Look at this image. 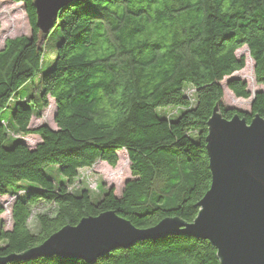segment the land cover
Segmentation results:
<instances>
[{
	"label": "trees",
	"instance_id": "1",
	"mask_svg": "<svg viewBox=\"0 0 264 264\" xmlns=\"http://www.w3.org/2000/svg\"><path fill=\"white\" fill-rule=\"evenodd\" d=\"M12 2L24 5L31 34L0 47V196L15 197L12 229L0 222V257H17L64 226L106 211L140 229L167 218L193 222L212 181L206 138L216 106L226 119L264 118V92L254 96L251 112L241 113L224 105L222 86L245 68L236 52L246 46L264 88V0H74L59 11L56 57L45 72L48 37L41 44L34 0ZM36 79L40 107L21 94ZM227 86L236 98L252 96L239 78ZM188 87L195 89L193 97L186 95ZM48 97L56 104V128L31 129L32 118L49 107ZM167 108L176 114L169 116ZM16 135H37L40 142L30 148ZM121 150L133 179L120 198L114 188L97 201L88 189H71L80 170L98 161L117 166ZM40 204L48 211L34 215ZM4 211L0 205V216ZM7 264L89 263L50 256ZM94 264L220 259L208 240L167 235L113 250Z\"/></svg>",
	"mask_w": 264,
	"mask_h": 264
},
{
	"label": "water",
	"instance_id": "2",
	"mask_svg": "<svg viewBox=\"0 0 264 264\" xmlns=\"http://www.w3.org/2000/svg\"><path fill=\"white\" fill-rule=\"evenodd\" d=\"M73 1L34 0L36 24L43 34L41 44L55 27L59 11ZM208 131L206 150L212 181L197 204L199 213L193 222L167 218L140 229L115 211H106L64 226L17 257H0V264L12 258L30 261L50 256L94 264L113 250L167 235L210 241L220 264H264V118L255 115L248 123L236 114L226 119L216 106Z\"/></svg>",
	"mask_w": 264,
	"mask_h": 264
},
{
	"label": "rangeland",
	"instance_id": "3",
	"mask_svg": "<svg viewBox=\"0 0 264 264\" xmlns=\"http://www.w3.org/2000/svg\"><path fill=\"white\" fill-rule=\"evenodd\" d=\"M0 47L4 46L6 39L16 38L19 36H29L31 34V25L29 23L28 16L25 11V7L22 3H14L12 0H0ZM60 37V26L57 24L49 34L44 45L45 64L43 66V72L52 68L56 57V47ZM236 55L238 58L244 57L246 66L243 70L234 73L231 77H227L222 81L224 89L223 103L226 107L237 108L244 112H251V102L253 100V93L258 91H264L263 86L256 82V76L254 72L255 62L251 58L249 49L244 46L240 48ZM53 58V59H52ZM231 78H239L247 82L248 90L252 93L249 99L236 98L231 90L227 86V82ZM39 80L36 79L32 83L30 90L21 94H27L33 100L31 105L40 107L41 92ZM195 89L188 87L186 95L189 97L194 96ZM49 98V107L43 111L40 116H34L31 121L30 128L34 129L41 125H47L53 129L56 128L54 121V115L56 113V104L54 99ZM238 99V100H237ZM169 116L176 114V110L173 108L166 109ZM12 108L7 109L3 113V117L7 120H11ZM16 138H20L30 148H34L37 143L40 142V137L37 135L21 136L16 135ZM119 161L117 166L111 167L106 162L98 161L93 167L80 170L77 183L71 189L79 191L81 189H88L92 198L97 201L105 193V191L114 188L116 197H121L124 191L126 182L133 179L131 174V163L129 161L126 150H121L119 153ZM56 169V168H55ZM23 192H20L22 194ZM15 201V197L12 195L0 196V205L4 208V213L0 216V222L4 230H11L13 226L12 221V206ZM49 208L46 205L40 204L34 211V215L39 212H46ZM30 228L33 232H36L38 227L34 217L30 221Z\"/></svg>",
	"mask_w": 264,
	"mask_h": 264
},
{
	"label": "bare ground",
	"instance_id": "4",
	"mask_svg": "<svg viewBox=\"0 0 264 264\" xmlns=\"http://www.w3.org/2000/svg\"><path fill=\"white\" fill-rule=\"evenodd\" d=\"M238 100V99H237ZM119 165H120V161H119Z\"/></svg>",
	"mask_w": 264,
	"mask_h": 264
}]
</instances>
